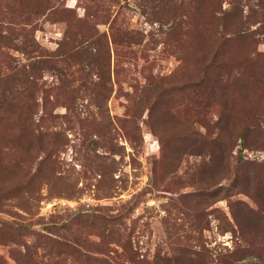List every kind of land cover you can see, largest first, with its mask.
I'll return each mask as SVG.
<instances>
[{
    "label": "rangeland",
    "instance_id": "obj_1",
    "mask_svg": "<svg viewBox=\"0 0 264 264\" xmlns=\"http://www.w3.org/2000/svg\"><path fill=\"white\" fill-rule=\"evenodd\" d=\"M0 264H264V0H0Z\"/></svg>",
    "mask_w": 264,
    "mask_h": 264
}]
</instances>
